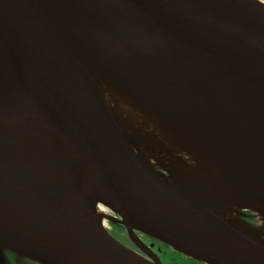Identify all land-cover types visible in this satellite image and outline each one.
I'll use <instances>...</instances> for the list:
<instances>
[{
	"label": "water",
	"instance_id": "1",
	"mask_svg": "<svg viewBox=\"0 0 264 264\" xmlns=\"http://www.w3.org/2000/svg\"><path fill=\"white\" fill-rule=\"evenodd\" d=\"M39 4L119 71L142 72L161 102L264 189V0H0V234L26 252L0 240V264H12L7 252L38 264H163L136 230L206 264H264V243L186 204L177 207L186 202L128 146ZM39 86L67 133L107 168L114 223L149 259L109 233L62 161L5 128L22 116L44 133L22 114ZM127 205L157 234L136 227ZM235 213L252 229L243 212ZM189 247L211 252L212 262L190 255Z\"/></svg>",
	"mask_w": 264,
	"mask_h": 264
},
{
	"label": "bare ground",
	"instance_id": "2",
	"mask_svg": "<svg viewBox=\"0 0 264 264\" xmlns=\"http://www.w3.org/2000/svg\"><path fill=\"white\" fill-rule=\"evenodd\" d=\"M38 7L84 69L96 89L97 98L110 113L131 150L163 183H168V180L156 175L154 161L171 168L175 173L174 184H168L186 202L177 207L182 210L186 204L200 215L264 243V189L215 142L168 104L161 102L154 94H158L157 90L142 72L136 69L137 75H126L122 70L119 71L107 56L93 48L90 41L81 38L78 32L62 23L45 6L39 4ZM35 88L34 105L26 107L22 114L35 119L43 128L44 135L22 116L6 120L5 128L24 144L52 152L83 187L97 216L103 221L114 223L116 218L104 207L110 205L111 179L107 168L98 165L91 156L85 154L52 113L45 90L41 86ZM184 151L191 157V164L169 163L172 162L171 156L174 157L178 152L185 154ZM241 208H247L260 216L263 222L261 230L250 229L234 220L231 215ZM126 209L136 227L157 234L139 212L128 205ZM0 240L3 246L14 248L23 255L26 253L4 231L0 234ZM185 251L201 260L212 262V253L204 249L189 247Z\"/></svg>",
	"mask_w": 264,
	"mask_h": 264
},
{
	"label": "flooded vegetation",
	"instance_id": "3",
	"mask_svg": "<svg viewBox=\"0 0 264 264\" xmlns=\"http://www.w3.org/2000/svg\"><path fill=\"white\" fill-rule=\"evenodd\" d=\"M111 234L117 238L120 243H123L125 246H127L128 248L138 252L139 254H141L142 256L146 257V258H150V256L148 255L147 252H144L142 250H140L129 238L126 229L121 226V225H117V228L115 230L111 229L110 230ZM136 235L142 240V242H144L148 247L151 248V252H154L159 259L161 260L160 262H162L163 264H167L166 261L168 258V256L171 254H173L172 249L167 246L166 244H163L162 242H159L151 237H148L147 235L136 231L135 232ZM10 260L14 263V264H28L27 260H22L19 259L15 256L10 255L9 256Z\"/></svg>",
	"mask_w": 264,
	"mask_h": 264
},
{
	"label": "rangeland",
	"instance_id": "4",
	"mask_svg": "<svg viewBox=\"0 0 264 264\" xmlns=\"http://www.w3.org/2000/svg\"><path fill=\"white\" fill-rule=\"evenodd\" d=\"M132 131L134 132V129H132ZM130 132H131V130L129 129V133ZM184 153H185V151H184ZM187 153L188 152H186L185 154H183L182 152L176 153L174 155V157L171 156L172 162H169V163L173 164V163L181 162V163H185V164H191L192 159L189 155H187ZM165 156H167V155L165 154ZM153 165H154L155 171H158L159 173H162L163 175H165V177H167L171 183L175 182V179H174L175 173L172 172L171 168L163 167L159 162H155V161H154ZM177 166H179V165H177ZM104 207L108 211V213H110L112 216H114V218L116 217L115 214L113 215V211L109 207H106V206H104ZM238 211H240V213H241V211L245 212L242 219L244 220V222L246 224H248V226H250L252 229L261 230V228L263 227V222H262V220L258 214H256L254 211H251V210L245 209V208H241ZM233 215H236V213ZM103 223L109 229L115 230L117 228V225L112 224L109 220H107V221L104 220ZM22 259L27 260L28 264H38V263H35V262H33L29 259H26V258H22ZM167 261H169V259H167ZM202 263H204V262H202ZM204 264H206V263H204Z\"/></svg>",
	"mask_w": 264,
	"mask_h": 264
},
{
	"label": "trees",
	"instance_id": "5",
	"mask_svg": "<svg viewBox=\"0 0 264 264\" xmlns=\"http://www.w3.org/2000/svg\"><path fill=\"white\" fill-rule=\"evenodd\" d=\"M172 251L173 254L168 256L170 262L166 261L167 264H204L180 253L178 250L172 249Z\"/></svg>",
	"mask_w": 264,
	"mask_h": 264
}]
</instances>
